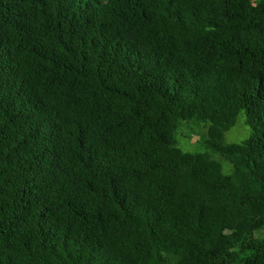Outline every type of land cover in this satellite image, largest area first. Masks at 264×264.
Returning <instances> with one entry per match:
<instances>
[{
  "label": "trees",
  "instance_id": "1",
  "mask_svg": "<svg viewBox=\"0 0 264 264\" xmlns=\"http://www.w3.org/2000/svg\"><path fill=\"white\" fill-rule=\"evenodd\" d=\"M0 264H264V0H0Z\"/></svg>",
  "mask_w": 264,
  "mask_h": 264
},
{
  "label": "rangeland",
  "instance_id": "2",
  "mask_svg": "<svg viewBox=\"0 0 264 264\" xmlns=\"http://www.w3.org/2000/svg\"><path fill=\"white\" fill-rule=\"evenodd\" d=\"M206 124L196 122H185L177 133L178 146L184 151L191 153H202L205 151L206 145L204 142L207 139ZM250 135L249 128L245 126L244 120L241 119L239 124L226 134V143L234 144L241 143ZM216 156V157H215ZM214 157L219 160L225 170V173L230 174L231 166L225 158L220 155Z\"/></svg>",
  "mask_w": 264,
  "mask_h": 264
}]
</instances>
